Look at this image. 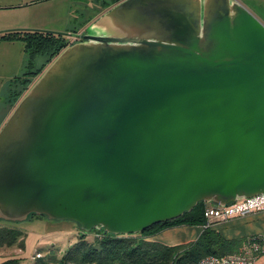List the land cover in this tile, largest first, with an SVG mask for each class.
<instances>
[{
	"label": "water",
	"instance_id": "95a60500",
	"mask_svg": "<svg viewBox=\"0 0 264 264\" xmlns=\"http://www.w3.org/2000/svg\"><path fill=\"white\" fill-rule=\"evenodd\" d=\"M0 130V220L128 236L264 194V23L236 0H122Z\"/></svg>",
	"mask_w": 264,
	"mask_h": 264
},
{
	"label": "trees",
	"instance_id": "16d2710c",
	"mask_svg": "<svg viewBox=\"0 0 264 264\" xmlns=\"http://www.w3.org/2000/svg\"><path fill=\"white\" fill-rule=\"evenodd\" d=\"M122 0H116V4ZM75 32V31H73ZM72 34H77L72 33ZM0 40L21 41L25 47L23 73L12 81L9 103L15 108L21 98L45 69L70 45L76 43L67 34L45 30H14L0 33ZM205 204L199 203L191 212L182 217L154 225L145 232L128 236L93 230L98 235L93 242L82 231L78 241L66 252L61 253L54 246L39 251L31 264H199L207 256H224L240 253L251 243L247 239H225L208 225ZM47 218L40 216H31ZM30 217V218H31ZM48 219V218H47ZM7 223V222H5ZM9 224V223H8ZM181 226H199L204 230L195 241L184 245L167 246L151 241L164 230ZM26 233L10 226L0 227V249L18 247L25 249ZM264 256V240H258ZM23 258H8L1 264H22ZM258 262V261H257Z\"/></svg>",
	"mask_w": 264,
	"mask_h": 264
},
{
	"label": "crops",
	"instance_id": "0c3cea01",
	"mask_svg": "<svg viewBox=\"0 0 264 264\" xmlns=\"http://www.w3.org/2000/svg\"><path fill=\"white\" fill-rule=\"evenodd\" d=\"M236 1L241 3L239 0ZM250 3L257 7L260 16L264 15V0H259L258 3L251 0ZM115 5L116 0H0V33L14 30H45L67 35L76 32L84 35L92 24ZM24 66V43L0 40V130L14 110L9 103L11 85L12 81L23 73ZM209 226L227 240L253 238L264 240V209L255 210L244 217L233 216L226 221H213ZM203 230L204 228L199 226L176 227L168 229L151 241L167 246L184 245L195 242ZM30 249L32 250L33 246ZM9 250L13 253H9ZM24 253V250L18 247L1 248L0 264L13 257L23 258L22 264H31L34 256L26 258ZM38 253L39 251L36 255ZM260 261L264 264L262 257L258 260Z\"/></svg>",
	"mask_w": 264,
	"mask_h": 264
},
{
	"label": "rangeland",
	"instance_id": "374dc122",
	"mask_svg": "<svg viewBox=\"0 0 264 264\" xmlns=\"http://www.w3.org/2000/svg\"><path fill=\"white\" fill-rule=\"evenodd\" d=\"M243 3L249 10L256 15L264 23V15H259L256 6L250 3L251 0H239ZM258 3L259 0H253ZM251 5V7L249 6ZM263 7V6H262ZM261 7V8H262ZM215 206L214 204H205V207ZM0 220V227L10 226L16 229H20L26 233L24 256L26 258H32L36 255L38 251H45L51 246H54L59 252H66L72 245H74L82 234L81 227L72 221H52L47 218L31 217L27 221L23 222H7ZM9 223V224H8ZM165 231L161 232L155 237H151L150 240L157 238L159 235L163 234ZM96 232H91L88 234V240L93 242L97 237ZM33 246L31 250L30 247ZM9 253H13L9 250ZM15 253V252H14ZM264 259V257H262ZM29 260V259H28ZM263 261V260H262ZM257 264H261V261Z\"/></svg>",
	"mask_w": 264,
	"mask_h": 264
},
{
	"label": "built area",
	"instance_id": "2783aa9c",
	"mask_svg": "<svg viewBox=\"0 0 264 264\" xmlns=\"http://www.w3.org/2000/svg\"><path fill=\"white\" fill-rule=\"evenodd\" d=\"M264 209V194L260 196L243 199L227 207L210 206L205 210L208 225L213 221H226L233 216H247L255 210ZM261 238L251 239V243L243 247L240 253L224 256H207L199 264H257V254L261 252Z\"/></svg>",
	"mask_w": 264,
	"mask_h": 264
},
{
	"label": "flooded vegetation",
	"instance_id": "af4514ba",
	"mask_svg": "<svg viewBox=\"0 0 264 264\" xmlns=\"http://www.w3.org/2000/svg\"><path fill=\"white\" fill-rule=\"evenodd\" d=\"M70 38L73 39V41H77V42L82 41V39H79V38H73V37H70Z\"/></svg>",
	"mask_w": 264,
	"mask_h": 264
}]
</instances>
